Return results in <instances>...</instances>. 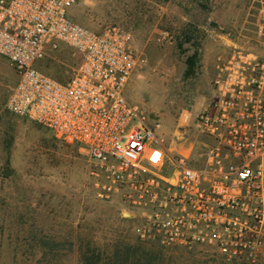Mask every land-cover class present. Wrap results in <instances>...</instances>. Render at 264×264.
Segmentation results:
<instances>
[{
    "label": "built area",
    "instance_id": "2783aa9c",
    "mask_svg": "<svg viewBox=\"0 0 264 264\" xmlns=\"http://www.w3.org/2000/svg\"><path fill=\"white\" fill-rule=\"evenodd\" d=\"M74 3L0 0V56L15 77L6 111L83 150L96 199L136 210L140 242L264 264V0H252L253 48L215 58L213 93L194 121L200 165L178 154L172 174L162 173L160 122L127 96L139 63L130 34L85 28L68 15ZM68 58L64 79L42 69Z\"/></svg>",
    "mask_w": 264,
    "mask_h": 264
},
{
    "label": "rangeland",
    "instance_id": "374dc122",
    "mask_svg": "<svg viewBox=\"0 0 264 264\" xmlns=\"http://www.w3.org/2000/svg\"><path fill=\"white\" fill-rule=\"evenodd\" d=\"M251 5L252 0H75L68 10L91 31L118 26L130 34L139 63L127 96L161 124L163 174L174 172L178 154L200 165L194 121L211 99L219 51L253 48ZM193 54L194 72L185 76L186 58ZM70 60L62 65L48 59L42 69L64 79ZM14 83L11 66L0 56V264H220L198 251L140 242L132 233L136 210L119 196L96 199L93 166L83 150L6 111Z\"/></svg>",
    "mask_w": 264,
    "mask_h": 264
},
{
    "label": "trees",
    "instance_id": "16d2710c",
    "mask_svg": "<svg viewBox=\"0 0 264 264\" xmlns=\"http://www.w3.org/2000/svg\"><path fill=\"white\" fill-rule=\"evenodd\" d=\"M196 61H197V55L196 54H193L190 57L186 58V61H185L186 67H185V72H184L185 76H190L193 74ZM139 258L146 259L147 257L145 255H139ZM147 259H150V257H148Z\"/></svg>",
    "mask_w": 264,
    "mask_h": 264
}]
</instances>
